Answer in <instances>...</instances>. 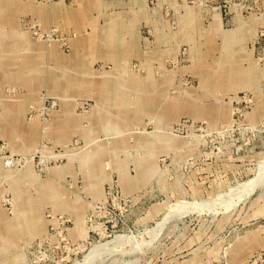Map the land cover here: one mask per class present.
Here are the masks:
<instances>
[{"label":"rangeland","instance_id":"1","mask_svg":"<svg viewBox=\"0 0 264 264\" xmlns=\"http://www.w3.org/2000/svg\"><path fill=\"white\" fill-rule=\"evenodd\" d=\"M261 165L264 0H0V264H264Z\"/></svg>","mask_w":264,"mask_h":264},{"label":"bare ground","instance_id":"2","mask_svg":"<svg viewBox=\"0 0 264 264\" xmlns=\"http://www.w3.org/2000/svg\"><path fill=\"white\" fill-rule=\"evenodd\" d=\"M263 182H264V165H261L260 168H259L258 174L254 178L248 180V182L244 183L242 185V189L240 190L239 193H241V191H243L244 189H248V191H249V188L251 189V188H254L256 186L262 185ZM244 192L246 193L247 191H244ZM245 193H242V194H245ZM241 197H242V195H241ZM155 229H157V228H155ZM119 241H122L121 240V237H116L115 239H113L111 241H108L107 243H105V244H103L101 246H98V247L94 248L92 250V252L90 253V255L82 263H80V264H89V263H91L93 261V259L97 256L98 253L103 254V253L108 252L112 248V246H115L117 244V242H119Z\"/></svg>","mask_w":264,"mask_h":264}]
</instances>
